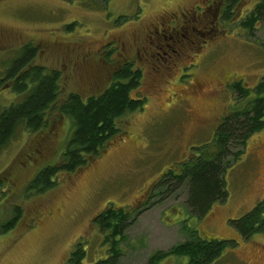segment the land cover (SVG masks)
Returning <instances> with one entry per match:
<instances>
[{
  "label": "rangeland",
  "instance_id": "rangeland-1",
  "mask_svg": "<svg viewBox=\"0 0 264 264\" xmlns=\"http://www.w3.org/2000/svg\"><path fill=\"white\" fill-rule=\"evenodd\" d=\"M216 1L0 0V111L19 98L6 73L29 43L37 47L33 64L58 71L59 99L69 92L99 93L124 62L141 72L132 95L144 98L141 109L120 119L122 133L42 194H23L28 165L57 159L70 119L53 109L42 131L19 129L0 149V180L10 178L9 188L19 189L0 200V222L15 204L23 212L13 228L0 233V264H66L77 242L85 250L82 264L106 258L108 244L93 218L110 203L153 204L124 230L118 264H148L155 250L185 241L193 229L206 239L229 240L207 264H264V234L244 238L231 223L264 198V128L249 137L244 153L227 168L226 198L203 216L188 214L185 185L148 201L161 174L179 170L236 108L231 84L240 80L251 99L264 77V22H256L253 32L240 25L259 0ZM179 11L188 14L179 20L186 28L173 25L179 31L173 41L169 16ZM195 80L202 88L193 87ZM186 261L169 255L157 264Z\"/></svg>",
  "mask_w": 264,
  "mask_h": 264
},
{
  "label": "trees",
  "instance_id": "trees-1",
  "mask_svg": "<svg viewBox=\"0 0 264 264\" xmlns=\"http://www.w3.org/2000/svg\"><path fill=\"white\" fill-rule=\"evenodd\" d=\"M232 14L231 10L228 11L225 14L226 20L229 21ZM260 20L264 22V0H259L254 5L249 15L240 21V25L253 32L256 22ZM20 52L12 60L6 73L8 78L12 77V87L19 98L0 111V149L7 145L19 129L29 133L42 131L47 125L48 112L53 109L67 116L72 123L70 133L63 139L64 143L61 141L57 145V159L50 156L42 159L41 163V159H37L34 165H28V177L21 187L24 196L31 197L56 186L61 175L71 174L88 164L110 140L123 132L119 125L120 119L128 112L141 109L144 98L132 95L142 77L141 72L130 63H122L114 71L109 84L99 93L82 96L69 92L59 99L61 88L58 71L47 70L32 63L37 52V47L33 44L22 46ZM231 89L236 108L222 116L212 140L181 162L179 170L169 168L161 174L154 187L149 190L148 201L154 196H161L185 185L188 214L199 218L216 201L226 198L224 174L227 168L244 153L249 137L264 128V77L251 90L254 94L251 99L250 89L240 80L234 81ZM24 164L26 167L27 163ZM5 179L0 180L2 202L7 192L16 194L19 190L18 186L10 189V178ZM152 205L146 203L129 208L110 203L94 216L93 222L104 235L102 243L108 244L107 257L94 264H118L121 255L118 244L124 239V230L143 209ZM22 217L21 206L13 205L11 215L0 222V233L13 228ZM231 223L241 237L264 234V198L257 201L249 211L231 220ZM190 235L185 241L166 250H155L148 257L147 263L157 264L165 257L174 255L186 257V264H207L218 257L229 243L228 239L203 238L196 229ZM81 244H74L66 264H82L85 250Z\"/></svg>",
  "mask_w": 264,
  "mask_h": 264
},
{
  "label": "flooded vegetation",
  "instance_id": "flooded-vegetation-1",
  "mask_svg": "<svg viewBox=\"0 0 264 264\" xmlns=\"http://www.w3.org/2000/svg\"><path fill=\"white\" fill-rule=\"evenodd\" d=\"M223 3V0H217L216 1V5H219L220 3ZM221 3V4H222ZM196 7H197V5H196ZM171 13H173L174 15H170L169 16V18H170V23H173V24H168L171 28L173 27V29H171V31L169 32V34H170V38H171V40H173V41H176V38L179 36V31L177 30V28H175V27H178L179 29H185L186 28V25H183L182 27H181V23H179V20H181V22H182V19L183 18H185V15H186V17L188 16V14L187 13H183V12H181V11H179V12H171ZM181 15V18H175L177 15ZM175 18V19H174ZM175 27H174V26ZM178 25V26H177ZM177 41H179V39L177 40ZM124 63H126V62H124ZM13 83H14V81H13V79H11V82H10V85L12 86L13 85ZM194 84H193V87L197 84V87L198 88H202V85L199 83V82H197L196 80L193 82ZM209 91H211L212 92V90H210V88L208 89Z\"/></svg>",
  "mask_w": 264,
  "mask_h": 264
}]
</instances>
